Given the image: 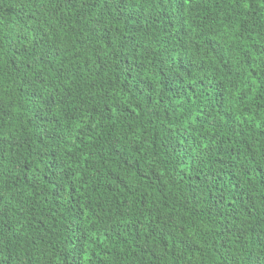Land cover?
Masks as SVG:
<instances>
[{
  "label": "trees",
  "instance_id": "obj_1",
  "mask_svg": "<svg viewBox=\"0 0 264 264\" xmlns=\"http://www.w3.org/2000/svg\"><path fill=\"white\" fill-rule=\"evenodd\" d=\"M0 264H264V0H0Z\"/></svg>",
  "mask_w": 264,
  "mask_h": 264
}]
</instances>
